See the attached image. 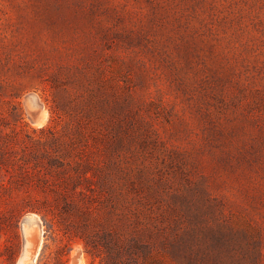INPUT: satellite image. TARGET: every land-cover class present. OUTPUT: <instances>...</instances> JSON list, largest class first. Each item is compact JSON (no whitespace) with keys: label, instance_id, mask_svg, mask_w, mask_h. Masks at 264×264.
Segmentation results:
<instances>
[{"label":"rangeland","instance_id":"obj_1","mask_svg":"<svg viewBox=\"0 0 264 264\" xmlns=\"http://www.w3.org/2000/svg\"><path fill=\"white\" fill-rule=\"evenodd\" d=\"M0 93V264H105L114 209L194 264H264V0H0ZM96 102L110 185L58 195L42 128Z\"/></svg>","mask_w":264,"mask_h":264},{"label":"trees","instance_id":"obj_2","mask_svg":"<svg viewBox=\"0 0 264 264\" xmlns=\"http://www.w3.org/2000/svg\"><path fill=\"white\" fill-rule=\"evenodd\" d=\"M19 96L12 95L13 98H19ZM0 102L1 104L12 102L15 105L14 108H21L19 99L7 100L1 93ZM97 109L99 107L96 102V105L88 104L86 108H82L80 113L65 109L62 110V113L56 111L65 119L61 128H58L60 122L55 121L53 113H51L50 120L55 121L54 124L42 128V131H47V149L45 151L50 155V164H56L57 167L53 174L62 175L71 185L70 193L66 191L65 187L62 190H55L58 195L81 193L80 188L83 183L81 180L84 182L94 181L95 189L98 187L100 190H105L110 185L106 178L108 172H105L108 166L102 165L101 161L106 156L112 155L113 143L110 142L111 139L106 133L98 128L99 115L97 114L99 113ZM100 143L104 144V148L99 147ZM25 176H29L26 169ZM117 216L118 213L114 209L112 216L108 219L105 220L102 214H98L96 218L98 224L108 226L104 243L106 251L105 255L103 254L105 264L195 263L197 252L193 248V240L190 235L176 237L172 240L167 237L161 239L153 231L138 232V227L129 235H125L115 227L114 220L118 218ZM219 263L218 260L204 257L203 264Z\"/></svg>","mask_w":264,"mask_h":264},{"label":"water","instance_id":"obj_3","mask_svg":"<svg viewBox=\"0 0 264 264\" xmlns=\"http://www.w3.org/2000/svg\"><path fill=\"white\" fill-rule=\"evenodd\" d=\"M43 111L42 109H39L37 110L36 112L33 113L32 115V119L35 121V122H39L42 120V116H43ZM35 244V243H33ZM35 248V247H34ZM37 248V247H36ZM32 250V254H33V248L31 247L30 248Z\"/></svg>","mask_w":264,"mask_h":264},{"label":"bare ground","instance_id":"obj_4","mask_svg":"<svg viewBox=\"0 0 264 264\" xmlns=\"http://www.w3.org/2000/svg\"><path fill=\"white\" fill-rule=\"evenodd\" d=\"M44 114H45V112L43 111V116H44ZM42 116V117H43ZM30 224V223H29ZM33 224V223H32ZM31 225V224H30ZM28 226V225H27ZM37 227V226H36ZM39 231V229L37 230V232ZM31 235V234H30ZM37 236V235H36ZM39 240V239H38ZM32 241H33V239H31V238H27V242H28V245H27V247H26V251H27V253L28 254H32V250L30 249L31 248V246H32ZM39 243H40V241H39ZM31 245V246H30ZM37 245H39V244H37ZM35 247V246H34ZM38 247V246H37ZM36 248V247H35ZM36 252L34 251V254H35ZM38 253V252H37ZM30 259V258H29ZM27 262V261H26ZM28 262H30V261H28ZM26 264V263H25Z\"/></svg>","mask_w":264,"mask_h":264}]
</instances>
